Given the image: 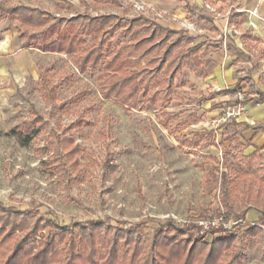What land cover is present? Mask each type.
I'll return each instance as SVG.
<instances>
[{"label": "trees", "instance_id": "16d2710c", "mask_svg": "<svg viewBox=\"0 0 264 264\" xmlns=\"http://www.w3.org/2000/svg\"><path fill=\"white\" fill-rule=\"evenodd\" d=\"M107 1L119 5L115 0L93 3L99 6ZM0 11L17 20V35L23 47L67 55L79 73L96 71L100 98L123 110L136 109L143 103L155 105L162 96H170L189 61L197 74L204 73L198 58L203 42L195 43L196 36L172 31L143 14L124 18L113 13L92 15L84 10L67 17L22 3L4 5L3 2ZM236 16L230 14V20ZM118 27H122L128 40L117 42L115 47L112 37ZM228 48L237 58H246L234 47L228 45ZM36 81L42 98L56 106L58 92L50 77V67L41 66ZM214 94H201L199 102L212 99ZM77 96L74 94L70 100ZM29 114L10 129L23 145H28L49 126L35 108L31 107ZM160 116L162 126L170 134L189 123L181 119L173 127L177 113L163 110ZM191 120L196 121V117L192 115ZM83 124L84 118L79 115L77 121L60 129L48 128L46 146L42 149L51 153L47 159L50 167L71 181L81 175L83 167L79 160L81 146L72 130ZM251 127L255 133L264 131V123L254 122ZM239 132L235 130L227 136L229 144L222 167H217L214 175L209 172L205 179V184H210V177H214L215 184L220 186L221 208L216 211L225 221H231L229 228L211 227L201 233L196 223L156 220L157 225L147 238L142 230L146 220H119L112 224L109 217H103L61 224L49 211L41 215L17 210L0 200V264H244L232 229L245 220L252 207L264 214V155L257 148L244 154ZM205 140L214 144L213 129L180 134L178 138L180 146L185 148H198ZM211 159L217 161L215 157ZM43 229L48 233L36 240L37 233ZM262 230L261 222L249 223L244 234L254 237ZM22 232V237L14 240Z\"/></svg>", "mask_w": 264, "mask_h": 264}, {"label": "rangeland", "instance_id": "374dc122", "mask_svg": "<svg viewBox=\"0 0 264 264\" xmlns=\"http://www.w3.org/2000/svg\"><path fill=\"white\" fill-rule=\"evenodd\" d=\"M1 1L4 5L22 3L67 17L84 10L112 12L124 18L135 15L130 0H120L119 8L108 3L94 8L91 0H84L85 4L81 0L58 4L54 0ZM13 23L17 30L18 22L13 20ZM127 40L128 35L118 27L112 37L114 46ZM252 55L256 57L254 51ZM33 56L35 67L31 77L20 86L12 85L6 97L0 100V200L7 207L41 215L49 211L61 224L103 217H109L112 224L119 220H146L142 230L147 238L155 229L156 220L198 225L199 219L217 214L216 209L221 208L220 186L215 184L214 177H210V184H205V179L209 172L214 175L216 168L222 167L229 144L227 136L234 129H242L244 123L258 121L251 114L253 103L249 102L253 99V88L246 81L240 84L245 93V115L235 126L218 123L223 108L229 103L228 98L221 96L217 100L199 102L201 93L221 87H206L196 82L192 88L183 83L189 77L194 79L192 66L184 69L170 96H162L155 105L143 103L127 111L100 98L96 71L79 73L67 55L33 50ZM41 66L50 67V77L58 92L56 106L46 102L38 90L36 79ZM239 67L240 75H246L248 66ZM261 82L264 84L263 78ZM74 94L78 96L70 100ZM31 107L45 117L48 128L60 129L77 121L79 115L84 118V124L72 130L75 141L81 146L79 160L83 164L77 179L71 181L60 176V172L48 164L51 153L42 150L46 146L48 128L28 145L21 144L10 132L29 117ZM163 110L178 114L172 121L173 127L181 119L189 123L170 134L160 122ZM192 115L196 121L191 120ZM202 129L214 130V144L205 140L198 148L180 146V134L191 135ZM245 136L246 132L239 138ZM251 210V219L246 217L232 232L237 235L236 248L244 264H264V214L257 216L255 208ZM253 216L262 217L256 222L263 224V230L248 237L244 231L247 224L253 222ZM199 231L203 232L201 228ZM47 233V229L40 230L36 240ZM23 234L18 233L14 240Z\"/></svg>", "mask_w": 264, "mask_h": 264}, {"label": "crops", "instance_id": "0c3cea01", "mask_svg": "<svg viewBox=\"0 0 264 264\" xmlns=\"http://www.w3.org/2000/svg\"><path fill=\"white\" fill-rule=\"evenodd\" d=\"M54 1L58 4V2L65 3L68 0ZM81 1L85 4L84 0ZM91 1L94 8H99L104 3L116 8L121 7L120 0H115L119 3L118 6L111 5L108 1L95 6L94 0ZM137 1L151 4L153 9L142 12L134 10L135 15H146L172 31L196 36L195 43H204L203 50L198 55L204 66V73L197 74L191 61L183 68L184 71L187 66H192L191 77L194 79L192 80L190 77L184 79L188 83L186 84L188 87L194 88V84L197 82L206 87L211 85L212 87L222 88L219 91L211 88L208 93H215L214 97L203 102L217 100L221 96L228 98L229 101L232 87H236L238 82V86H241L240 84L246 81L253 88V93L251 94L253 99L249 102L253 103L250 105L251 114L258 118L255 123H264V84H262L263 81L261 82V79H264V0ZM203 1L211 3L222 13L228 14L215 18L203 7ZM0 2L2 3L1 0ZM88 12L92 15L112 13L99 10ZM232 13L237 14L234 20H230V14ZM13 20L16 19L11 18L7 14H2L0 11V100L6 97L12 85L20 86L26 78H30L35 67L33 49L22 46V39L17 35ZM182 20L191 21L195 23L194 25L197 24V30L182 29L178 24ZM228 45L243 53L246 58H237L236 54L228 48ZM253 51L256 53V57L252 55ZM260 62L263 63L261 64ZM258 63L259 65H257ZM245 65L248 66L247 74L242 76L240 75L242 69L239 66ZM225 90L229 91L226 92ZM208 93L201 94L207 95ZM237 123L230 125L236 126L238 125ZM235 130L240 131L237 135L238 138L241 133L246 132L245 138H239L244 143L242 148L244 154H250L257 148L264 155V131L255 133L249 123H244L242 129H234L233 131ZM248 140H250V144H247ZM251 209L246 214L249 219H251V211H253ZM254 212L257 216L263 215L256 208ZM253 217L254 220H251L253 221L251 223H259L256 221L262 218Z\"/></svg>", "mask_w": 264, "mask_h": 264}, {"label": "built area", "instance_id": "2783aa9c", "mask_svg": "<svg viewBox=\"0 0 264 264\" xmlns=\"http://www.w3.org/2000/svg\"><path fill=\"white\" fill-rule=\"evenodd\" d=\"M134 10L137 12H142L145 10H152V5L144 2H139L137 0H130ZM203 7L209 11L215 18H220L222 16H226L228 13H222L219 11L214 5L207 1H203ZM179 26L182 29L186 30H195V25L191 21L182 20L179 21ZM253 26V24L251 23ZM226 29V27H225ZM220 89L218 88L217 91ZM245 93L241 86H236L231 89L230 92V100L229 103L223 108V111L218 119V123H228L229 121H239L245 115ZM198 225L200 226L201 230H207L211 227H219L222 226L223 228H229L231 226V221H225L222 214H216L206 219H199Z\"/></svg>", "mask_w": 264, "mask_h": 264}]
</instances>
